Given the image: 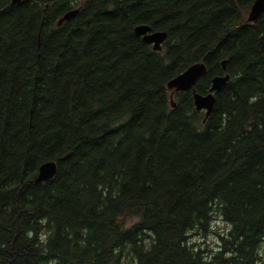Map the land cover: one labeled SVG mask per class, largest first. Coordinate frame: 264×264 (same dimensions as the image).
I'll return each mask as SVG.
<instances>
[{
	"label": "trees",
	"instance_id": "16d2710c",
	"mask_svg": "<svg viewBox=\"0 0 264 264\" xmlns=\"http://www.w3.org/2000/svg\"><path fill=\"white\" fill-rule=\"evenodd\" d=\"M253 1L0 0V264H264ZM138 25L167 34L160 52ZM222 61L204 121L166 84L204 63L206 95ZM45 162L56 174L35 184ZM215 219L217 250L194 244Z\"/></svg>",
	"mask_w": 264,
	"mask_h": 264
},
{
	"label": "water",
	"instance_id": "95a60500",
	"mask_svg": "<svg viewBox=\"0 0 264 264\" xmlns=\"http://www.w3.org/2000/svg\"><path fill=\"white\" fill-rule=\"evenodd\" d=\"M21 2L22 0H15ZM79 12L75 9L67 12L62 18L59 19L57 25H61L65 21L73 19ZM264 13V0H254L247 15L246 21L248 23H256L260 16ZM133 33L136 37L141 38L142 42L151 46L153 52H160L162 44L167 39V34L161 31H152L147 25H138L134 27ZM226 61L220 63L222 71L225 73ZM207 68L204 63H195L190 65L182 73L173 77L166 84V89L173 93L188 92L192 94L193 106L197 112H204V121L212 113L215 106V95L219 93L228 83L230 76L225 73L211 78L210 88L206 95L196 93L194 86L197 81L206 73ZM172 93V94H173ZM174 108V104H171ZM56 165L54 162L42 163L37 170V175L34 180L35 184L43 183L52 180L56 174Z\"/></svg>",
	"mask_w": 264,
	"mask_h": 264
},
{
	"label": "rangeland",
	"instance_id": "374dc122",
	"mask_svg": "<svg viewBox=\"0 0 264 264\" xmlns=\"http://www.w3.org/2000/svg\"><path fill=\"white\" fill-rule=\"evenodd\" d=\"M83 1L84 0H79V3L81 4ZM80 4H78V7H80ZM172 93L173 92H170V95H173ZM131 222H133V220ZM226 231H227V226L223 224L221 221L215 219L212 222L211 233L205 239L196 240L195 237H193L192 242H194V244L200 246L205 250L216 251L218 236L223 235Z\"/></svg>",
	"mask_w": 264,
	"mask_h": 264
},
{
	"label": "flooded vegetation",
	"instance_id": "af4514ba",
	"mask_svg": "<svg viewBox=\"0 0 264 264\" xmlns=\"http://www.w3.org/2000/svg\"><path fill=\"white\" fill-rule=\"evenodd\" d=\"M225 73H226V70H225ZM224 72H223V74H225ZM228 74V73H227ZM229 75V74H228ZM195 87V86H194ZM188 92H190V91H188ZM191 93V92H190ZM192 95V94H191Z\"/></svg>",
	"mask_w": 264,
	"mask_h": 264
}]
</instances>
